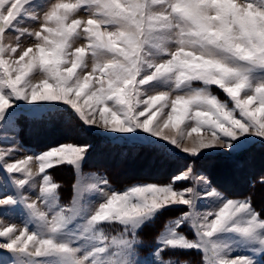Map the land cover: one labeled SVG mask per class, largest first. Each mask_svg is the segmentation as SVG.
<instances>
[{
  "label": "snow or ice",
  "instance_id": "snow-or-ice-1",
  "mask_svg": "<svg viewBox=\"0 0 264 264\" xmlns=\"http://www.w3.org/2000/svg\"><path fill=\"white\" fill-rule=\"evenodd\" d=\"M56 119L168 159L182 149L186 170L122 193L106 178L80 181L61 205L50 170L68 165L79 175L91 145L15 158L21 121ZM257 143L264 0H0V216L23 222L0 225V264H190L182 257L193 252L200 264H264V207L195 174L211 157L239 167ZM205 204L216 210L198 211ZM112 226L119 232L109 237Z\"/></svg>",
  "mask_w": 264,
  "mask_h": 264
},
{
  "label": "rangeland",
  "instance_id": "rangeland-1",
  "mask_svg": "<svg viewBox=\"0 0 264 264\" xmlns=\"http://www.w3.org/2000/svg\"><path fill=\"white\" fill-rule=\"evenodd\" d=\"M51 2V0H49ZM65 2L69 3H75V0H65ZM81 19H86L87 15L85 12L81 11L79 13V17ZM27 27L29 30H32L35 25L31 22L26 23L23 25ZM29 41L26 39L24 41L25 44H27ZM79 43H85L84 41H80ZM91 67V61H89V68ZM195 86L199 87L201 85L196 84ZM210 91L212 94L216 95L219 99L225 100L226 96L225 94L216 86L211 87ZM73 121V120H72ZM78 123H80L78 121ZM29 127L27 126L25 130L27 132H31L32 135L31 139L33 141L37 142V146H29L22 142V140L19 138L17 141V144L19 145V153L16 155V159H23L26 155H34L36 153H39L43 150H47L49 147H56L61 144H68L71 143L73 145H83L80 142L85 141L84 135L81 133L80 136L78 134H75L73 132V128H71V124L68 121H65L64 119H56L52 120L51 122L46 123H28ZM66 124H69L70 128L69 130H66ZM45 127V128H44ZM89 130L96 132L99 134V137H104L103 139L100 138V140L108 139L111 142V145L115 147L114 144H118L119 146L114 149L109 148L110 143L108 142H102L97 148L98 150L95 151V153H90V157L87 158L86 162H91L92 160L94 163H90L92 165L96 166L97 170H86L84 168L85 163L82 165L81 173L78 175L75 171V169L68 165H62L55 170H50V174L52 177L53 182L58 183L61 185V189H63L64 195L67 198L65 202L61 200L60 196V203L61 205H65L68 203L70 196L72 194V186L74 183H78L80 181L84 182H92L97 178H106L109 181L108 173L106 167H111L110 172H114L116 174L117 178L123 176L124 178H129L134 180L133 183L124 186L122 188H117L115 185H113L109 181V187L113 190H116L117 192H123L127 188L135 185H147V184H157V185H166L172 178L174 174H179L185 171L186 169L183 167L180 168V163L178 162V170H172L171 173L166 177L164 181L159 179V176H163L166 173V167L164 168V161L167 163V160L160 161V154L157 152H154L147 148H141L139 151H131V155L126 158L124 156L117 155V152H121V154H127V148H128V142H125L120 139H116L115 137L119 134L115 133H109L105 132L103 129L96 128L95 126H87ZM21 128V127H20ZM44 128V129H43ZM51 129H55L56 137L54 136V132L51 131ZM65 129V130H63ZM29 130V131H28ZM46 133L43 137V132ZM177 130H173L171 128L164 129L165 134L171 136L174 134V132ZM24 134V132H23ZM75 134V135H74ZM203 135V133H201ZM74 135V136H73ZM196 134H193L195 137ZM47 136H49L47 138ZM48 139L49 141L45 142V139ZM158 139V138H154ZM161 143H165L161 140ZM260 144L257 143L252 149V152H248L244 157H242V163L239 165L238 170H230V164L228 165L227 158L224 157H211L205 159V161L202 162L201 167V173H195L197 175L203 174L208 177L209 180H215L225 186V184H236L238 186V183L242 186L243 185V179L244 175L246 173H251L252 171H263L264 172V145L259 146ZM186 146L191 147L192 144L189 141ZM5 147L4 144H0V148ZM171 147V146H170ZM114 150V151H113ZM220 151H223L222 149H219ZM205 151V150H201ZM175 156L174 157H183L187 156L188 154L184 153L182 149H174ZM230 163V162H229ZM89 164V163H88ZM97 164L105 168L104 171H98L100 168L97 166ZM33 171L38 172V163L35 161L31 164ZM243 166V167H242ZM262 169V170H261ZM95 174V176H93ZM121 175V176H120ZM161 177V178H163ZM69 184H72V186H67ZM244 186V185H243ZM60 190V189H59ZM98 200H94L93 204H98ZM207 210H216L214 206L210 204H205L203 206H198V211L204 212ZM15 225L17 228H23V222L21 218L18 215H11L8 217H2L0 216V225L9 226V225ZM161 228L160 222H157V225L155 227H149L144 230L143 239L145 242H149L152 240L153 235ZM106 233L111 237L113 234H118L119 229L116 226H112L110 228L105 229ZM185 233L189 236V238H192L190 229H186ZM145 236V237H144ZM142 255V254H141ZM182 259L187 260L190 262V264H200L201 261V253L193 252L189 253L182 257Z\"/></svg>",
  "mask_w": 264,
  "mask_h": 264
},
{
  "label": "trees",
  "instance_id": "trees-1",
  "mask_svg": "<svg viewBox=\"0 0 264 264\" xmlns=\"http://www.w3.org/2000/svg\"><path fill=\"white\" fill-rule=\"evenodd\" d=\"M26 122L27 121H21L20 122V127H21L20 129L21 130H20L19 137H20V139L22 140V142L24 144L29 145V146H37V142L33 141L31 139V136H30V135L33 134L32 130H30L31 132H27L25 130V128L27 126L29 127V124L27 125ZM68 122H70L71 128H73V132L75 134H78V136H80V134L82 133L84 135L85 141H83V142L78 141V142L82 143V144H90L91 145L90 153H93V152L95 153V151L98 150L97 148H99V146H100V144L102 142H108V144L110 143L109 148H112L114 150H115L116 147L119 146V143H118V144H114L115 147H113L111 145V142L108 139H106L107 141L100 140V138L103 139L104 137H99L100 136L99 134H97L94 131L89 130L87 125H84L82 122L78 123V121H76V120L68 121ZM71 128H70L69 124H66V130H69ZM63 130H65V129H63ZM51 131H53L54 134H55V129H51ZM23 132H24V134H23ZM47 133H46V130H45V133L43 132V137ZM33 136H34V134H33ZM54 136L56 137L57 135L55 134ZM48 137L49 136H47V138ZM47 138L45 139V142L49 141ZM127 146H128V148L126 150L127 154H121V152H117L116 154L119 155V157L120 156L121 157L124 156V157L128 158L131 155V151H136L137 152V151H139L141 149V148L133 147L132 144H128ZM259 146H262V145L260 144ZM252 151H250V152H252ZM186 158H187V156L174 157L172 159H168V158H165V157H160V159H159L160 161L167 160V163L164 161V168L166 167V171H165L166 173L164 174V177L163 176H159L158 177L159 179H157V180L158 181H160V180L164 181L166 179V177H168V175L171 173V169L172 170H178V164H177L178 162L180 163V168L181 167L183 168V164H184V161H185ZM189 162H191V160H189ZM90 163H94V161L93 160L91 162L87 161L85 163V165H84V168L86 170L89 169V171L90 170H97L96 166L92 165ZM229 164H230V167H229L230 170H233V169L234 170H238L239 169L238 167L233 168L231 166V163H229V161H228V165ZM97 166L100 168V170L98 169V171H103V170L105 171L106 169L108 170L107 173H108L109 181L113 185H115L117 188H122V187L127 186V185H129V184L134 182V180L129 179V178H124L121 175H120L121 177L117 178V176H116V174H114V172H110L111 167H106V169H105V168L100 167L98 164H97ZM262 176H264V172L263 171H260V170L252 171L251 173H246L244 175V179H243V185L244 186L243 185L241 186L239 183H238V186L236 184H230V185L225 184V186L224 185L223 186L227 189V191L229 193H234L235 194V196L230 197V198L243 199L245 197H251L254 207H256L257 210H259L260 208L264 207V185H261L259 183V180H260V178ZM161 177H163V178H161ZM67 186L71 187L72 184H69ZM59 192H60V195H61V200H63V202H65V200L67 198L64 195L63 189L60 188ZM158 228L159 227H157V230H159Z\"/></svg>",
  "mask_w": 264,
  "mask_h": 264
}]
</instances>
